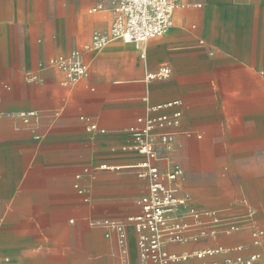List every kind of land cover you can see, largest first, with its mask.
<instances>
[{"label":"crops","instance_id":"0c3cea01","mask_svg":"<svg viewBox=\"0 0 264 264\" xmlns=\"http://www.w3.org/2000/svg\"><path fill=\"white\" fill-rule=\"evenodd\" d=\"M202 3L178 8L164 35L84 52L88 75L66 85L49 61L108 32L112 0L97 11L98 0H0V260L141 264L129 219L147 192L135 168L147 157L125 147L139 117L173 101L181 105L160 113L183 117L155 164L183 167L180 194L217 234L166 250L190 255L179 264L264 254V237L252 243L264 230V0ZM163 67L169 75L153 77ZM105 221L125 225L126 255ZM230 223L240 229L227 233ZM218 246L244 250L194 256Z\"/></svg>","mask_w":264,"mask_h":264},{"label":"built area","instance_id":"2783aa9c","mask_svg":"<svg viewBox=\"0 0 264 264\" xmlns=\"http://www.w3.org/2000/svg\"><path fill=\"white\" fill-rule=\"evenodd\" d=\"M93 11L104 9L103 0ZM191 5L201 7L202 0H112V25L108 32H96L90 43L82 49L75 50L66 56H59L49 61V65L61 70L65 75V84L72 85L88 75L90 65L84 60V52H94L102 49L113 39H122L136 44L145 42L153 37L164 35L173 25V18L178 8ZM170 73L168 67L160 69L153 77H166ZM37 76L32 80L37 81ZM180 101H173L151 108V114L139 117L137 125L130 129L132 143L125 149L136 151L147 157V160L135 168L139 178L147 181V192L139 200L140 213L130 217L137 236V246L141 264H179L189 259L190 255H177L166 250L169 244L199 241L213 237L217 229L203 222V213L191 203L188 193L180 194L181 183L185 180V171L181 165H173L167 171H162L155 163L161 159V153L170 149L175 138L174 129L181 123L183 111L180 108L172 112H162L180 106ZM19 115L28 122L36 116L35 111L21 112ZM96 129V125H91ZM102 132H105L103 129ZM213 217L214 213H212ZM255 211L250 209L248 217ZM214 223H219L215 218ZM110 237L115 231L123 254L128 253V237L123 223L105 221ZM198 228L197 233L187 235L186 231ZM240 226L230 223L225 231H238ZM264 230L256 228L252 231V243L260 246ZM243 246L225 248L212 247L197 251L195 257L203 260L220 254H230L243 251ZM0 264H12L9 258L0 260ZM201 264H264V254L254 252L248 256L237 255L226 257L222 261Z\"/></svg>","mask_w":264,"mask_h":264}]
</instances>
